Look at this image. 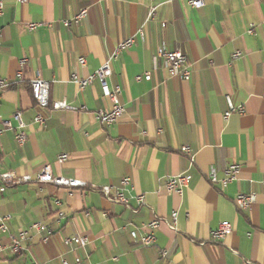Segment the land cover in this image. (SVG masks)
Listing matches in <instances>:
<instances>
[{"label": "crops", "instance_id": "1", "mask_svg": "<svg viewBox=\"0 0 264 264\" xmlns=\"http://www.w3.org/2000/svg\"><path fill=\"white\" fill-rule=\"evenodd\" d=\"M152 7L156 17L147 21ZM84 9L79 24L64 25ZM29 24L43 26L30 31ZM0 33V79L12 81L2 95L0 132L7 122L14 128L0 133V174L33 178L15 187L0 181V216L11 217L10 234L28 232L23 252L0 253V264H76V258L83 264H264V0H206L200 10L183 0H5ZM131 38L133 46L111 61L107 89L95 82L80 91L72 82L74 74L96 73ZM177 48L188 58L189 81L171 77L163 60H155L160 49ZM22 59L28 63L16 81ZM36 73L50 83L51 104L77 110L40 111L30 89ZM146 74L150 81H137ZM116 87L126 113L105 126L97 114L112 108L107 92ZM229 100L237 110L226 119ZM17 112L28 137L23 146L16 140ZM40 112L43 127L34 122ZM62 155L68 159L59 163ZM46 165L55 177L86 187L70 194L37 182ZM231 165L241 171L223 186ZM212 169L217 184L209 180ZM178 175L190 177L182 194L167 189L169 177ZM124 178L131 179L128 206L93 190L119 187ZM239 194L256 201L239 211ZM139 196L146 203L141 208ZM57 199L66 215L60 223ZM155 217L166 222L154 246L144 247L139 240ZM225 222L232 233L214 243L212 232ZM34 223L55 235L43 243L30 231ZM10 234L0 232V245H11ZM77 235L90 244L64 245Z\"/></svg>", "mask_w": 264, "mask_h": 264}, {"label": "built area", "instance_id": "2", "mask_svg": "<svg viewBox=\"0 0 264 264\" xmlns=\"http://www.w3.org/2000/svg\"><path fill=\"white\" fill-rule=\"evenodd\" d=\"M24 2H28V0H23ZM193 9L200 10L203 9L206 5V0H183ZM5 8V0H0V17L4 14ZM88 14L87 9H84L78 13L72 21H64V25L66 27H70L72 22L79 24ZM156 17V7L150 8L147 16V21L153 20ZM43 26V24H29L28 29L33 31L38 27ZM249 33H253V28L250 29ZM142 34V33H141ZM1 36V33H0ZM135 40L133 38L128 39L119 44L115 53L108 59V61L93 75L86 79L79 78L77 74L72 76V82H74L80 89V91H84L87 87L91 86L95 82H99L104 89H107V81L112 75L111 70V61L118 57V55L129 48H131L134 44ZM1 48V42H0ZM241 57L240 52H236L234 54V58L238 59ZM162 59L164 65L171 77H176L181 79L182 81H189L191 78V70L189 66V61L185 53L181 48H177L175 51H167L165 49H160L155 57V60ZM79 64L81 66L86 65V60L81 58L79 59ZM28 60L22 59L20 61V71L16 75V81H21L23 79V68L27 65ZM150 81L152 79L150 74H146L144 77H137V81L142 80ZM12 86V81L7 79H0V104L2 100L3 93L8 90ZM30 89L33 96V99L36 103L37 108L40 111L47 110H77L76 108L68 105L65 102H57L51 104L50 102V83L42 79L39 73H36L33 80L30 81ZM121 89L116 87L113 91L107 92V96L112 103V108L109 111H100L97 114L98 121L105 126H113L116 124L126 113V108L121 104L120 97ZM237 109L229 100V111L226 113L225 118L228 119L229 116L236 111ZM241 114H244V109L240 108L239 111ZM14 119L18 123V133L16 135L17 143L20 146L25 145L27 142V135L23 131L24 124L21 118V113L17 112L14 114ZM47 118L40 112L34 118V122L43 127L46 124ZM13 126L10 122L4 123V130H13ZM1 131L0 133H2ZM181 152L188 156H191L190 149L184 147ZM68 159L67 155H62L59 157L58 162L64 163ZM241 171V167L239 165H231L225 170V178L221 181L223 186H227L228 184L236 181L238 175ZM209 180L212 184H217L219 180L216 176L215 169H212L209 174ZM0 181L4 183L6 187H15L22 184H28L33 182V178L29 175H16L12 172H6L0 174ZM190 181V177L187 175H178L169 177L167 181V189L170 192H175L178 194H182L185 188L188 187ZM37 182L41 184H51L59 188H64L72 194L73 189L75 188H83L86 187V183L76 180V179H67L62 177H55L52 173L51 167L46 165L37 175ZM131 187V179L124 178L121 181L119 187L113 188L111 186H105L102 188H95L93 190L103 195L107 200L112 203H119L128 206V200L125 197L124 191ZM114 190V191H113ZM256 201L255 196L253 195H243L239 194L235 198V204L239 211H244L249 209ZM55 206L58 209L57 212V222L60 223L62 220L66 218L65 213L62 211V202L57 199L54 201ZM138 207H144L146 205L144 196L137 197ZM178 218V213L173 214L174 225L171 228L174 229ZM11 221L10 216H0V232L4 235L10 234V226L9 223ZM166 221L160 219L159 217H155L153 221L149 223L147 226L148 232L145 234L139 242L144 247H152L156 243V235L155 232L159 229L160 225ZM168 224V223H167ZM169 225V224H168ZM30 231L34 232L36 235L41 237V241L43 243H47L51 237L55 235V230L47 225L42 223H34ZM233 231V227L230 223H221L218 229L212 232L211 239L214 243H219L221 240L225 239L229 236ZM134 237L135 234H133ZM28 232H21L19 235L10 234L11 245L9 247L0 245V253L9 250L12 254L20 255L24 248L23 242L27 240ZM66 247H69L71 250H75L76 248H86L90 244V240L86 236L77 235L74 237H67L63 241ZM161 256L166 258L168 253L166 251L161 252ZM76 264H83L80 258H76ZM38 264V263H32ZM62 264H69L65 259L62 260Z\"/></svg>", "mask_w": 264, "mask_h": 264}]
</instances>
